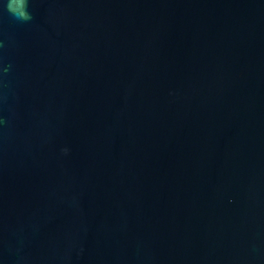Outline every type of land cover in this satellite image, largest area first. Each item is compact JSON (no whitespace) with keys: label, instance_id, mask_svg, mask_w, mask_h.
<instances>
[{"label":"water","instance_id":"water-1","mask_svg":"<svg viewBox=\"0 0 264 264\" xmlns=\"http://www.w3.org/2000/svg\"><path fill=\"white\" fill-rule=\"evenodd\" d=\"M30 11L0 10V264H264V0Z\"/></svg>","mask_w":264,"mask_h":264},{"label":"clouds","instance_id":"clouds-1","mask_svg":"<svg viewBox=\"0 0 264 264\" xmlns=\"http://www.w3.org/2000/svg\"><path fill=\"white\" fill-rule=\"evenodd\" d=\"M31 0H0V10L6 11L13 19L28 22L33 19L30 11ZM7 71V69H4ZM67 152V149H65Z\"/></svg>","mask_w":264,"mask_h":264}]
</instances>
